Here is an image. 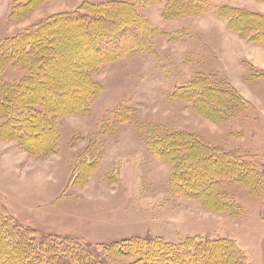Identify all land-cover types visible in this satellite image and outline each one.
<instances>
[{"label": "rangeland", "instance_id": "rangeland-1", "mask_svg": "<svg viewBox=\"0 0 264 264\" xmlns=\"http://www.w3.org/2000/svg\"><path fill=\"white\" fill-rule=\"evenodd\" d=\"M84 1L30 0L21 7V1L0 0V43L49 17L52 22L44 27L54 28L67 18L65 11ZM214 4L264 13V0ZM215 8L166 21L159 5H139L157 27L151 44L100 65L93 76L102 89L87 111L53 116L44 107L57 130L53 147L44 149L32 126L24 137L10 131L0 136V197L16 220L39 235L94 243L136 235L174 242L225 237L236 241L247 264H264V41L229 29L230 16H219ZM25 73L12 63L0 68L8 80ZM196 76L232 91L214 95L219 107L205 109L193 105L194 99L172 95ZM41 77L35 81L38 92L49 93L53 102L71 87L46 88L48 79ZM32 94L26 96L39 102ZM171 132L246 161L245 174L224 178L216 187L226 205L183 194L171 180L173 163L148 145Z\"/></svg>", "mask_w": 264, "mask_h": 264}, {"label": "trees", "instance_id": "trees-1", "mask_svg": "<svg viewBox=\"0 0 264 264\" xmlns=\"http://www.w3.org/2000/svg\"><path fill=\"white\" fill-rule=\"evenodd\" d=\"M19 1L21 7L30 4V0ZM214 2L86 0L78 9L65 11L63 15L67 18L54 28L44 27L52 22L49 17L6 37L0 43V68L12 63L26 69V73L16 80L0 74V136L10 131L22 132L24 137L32 126L41 135L40 145L44 149L53 147L57 130L52 118L45 115L44 107L53 116L87 111L102 89V83L93 76L100 65L151 44L157 27L142 15L139 5H159L161 18L166 21L203 14L216 7L219 16H230L229 29L254 41H264V13ZM43 75L48 79L43 77L46 88L53 86L59 92L66 86L72 89H66L53 102L52 95L38 92L35 81ZM230 91L216 89L207 76H196L175 87L172 95L194 99L193 105L197 107L211 104L216 107L214 95L218 99ZM29 92L39 96V102L30 101L34 98L26 96ZM39 138L33 146H40ZM148 145L154 154L173 163L175 172L171 180L178 183L181 193L200 196L205 202L213 199L217 207L228 202L216 188L220 181L238 178L249 168L241 158L206 147L184 133L159 134ZM1 259L6 264H247L246 255L236 241L225 237L188 236L174 242L161 236L136 235L94 243L57 233L39 235L36 228L16 220L0 197Z\"/></svg>", "mask_w": 264, "mask_h": 264}]
</instances>
